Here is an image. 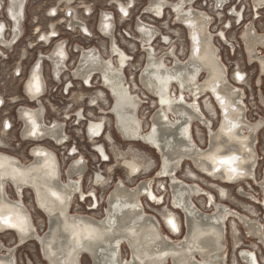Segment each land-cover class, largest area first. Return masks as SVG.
<instances>
[{
    "label": "bare ground",
    "instance_id": "obj_1",
    "mask_svg": "<svg viewBox=\"0 0 264 264\" xmlns=\"http://www.w3.org/2000/svg\"><path fill=\"white\" fill-rule=\"evenodd\" d=\"M27 1L0 0V61L7 60L23 36ZM205 1L211 2V12L204 10L208 2L198 5L199 0H146L132 22L136 47L130 53L119 45L118 37H125L116 35L114 15L101 10L95 28L105 41L102 51L72 45V68L68 43L43 34V41L51 43L49 50L36 54L21 88L33 106L24 105L17 113L20 137L32 141L31 156L11 154L9 140L0 139V220L8 221L0 222V235L10 233L13 241H0V264H20L16 252L28 244H37L45 264H82L85 257L89 264H264V157L258 149L264 95L256 94L261 112L248 117L250 104L243 89L248 76L240 70L230 74L220 53L225 48L233 55L238 40L245 62L256 69L251 85L261 87L264 29L258 30L255 23L262 18L264 0H248V20L244 6L240 11L241 0L238 7L229 0ZM133 3L115 4L120 19L130 17ZM169 15L171 24L164 22ZM80 27L90 34L86 25ZM234 29L240 30L236 37ZM179 31L184 37L180 46ZM138 51L141 60L132 69ZM44 65L55 80L61 74L81 78L86 88L97 80V96L90 99L103 109L96 114L75 109L74 115L65 113L63 120L55 117L47 123L41 99L48 89ZM236 76L246 78L238 82ZM2 101L0 95V105ZM148 105L153 111L143 123ZM106 117L128 146L140 144L157 156L153 176L149 174L154 169L133 153L120 160L124 180H113L111 168L108 176L95 170L86 182L88 162L67 143L62 128L65 119H73L96 163L108 164L101 144L106 139L111 143ZM4 126L11 128L8 120L1 122L0 131ZM49 143L65 148L61 158ZM229 157H235L231 166L220 163ZM211 182L231 187L233 197ZM245 239L253 249L246 248ZM21 261L34 264L28 257Z\"/></svg>",
    "mask_w": 264,
    "mask_h": 264
},
{
    "label": "rangeland",
    "instance_id": "obj_2",
    "mask_svg": "<svg viewBox=\"0 0 264 264\" xmlns=\"http://www.w3.org/2000/svg\"><path fill=\"white\" fill-rule=\"evenodd\" d=\"M28 0L27 1V5H26V13H25V21H24V36L23 38L19 41V43L14 46L13 49L9 50L8 53V57L7 59H9L8 61L3 62L4 65V77L5 76H11V70H13V67L18 64L21 63L22 66H24L25 68L28 67L33 59L35 58L36 54L40 53V51L42 53H47L49 50V47H45L42 44L38 43V36H41L43 38V34L45 35H50L52 37V40H56L54 38L53 35H55L56 33H58L60 35V37L62 38H67L69 41V45L70 47L72 45H80V46H84V47H88V46H95L97 48H99L102 51V46L101 43L105 42L96 32L95 29V23H96V18H97V14L101 11V10H106L110 13H112L114 15V19H115V24H116V35H123L125 38L124 40L121 41V38L118 37L119 40V45L120 47L125 51V52H133V49H135L136 47V43H134V38H133V31H132V22L133 20H135L141 12H143V9L145 8V2L146 0H134L133 8L129 7L130 9V17L128 18L129 20H125V19H120L121 15L117 12L118 8L116 7L115 4H118V2L121 4H126L129 0ZM230 4H235V3H239L238 0H229ZM242 1V9L243 6L245 7V19H249L250 18V8H249V4H248V0H241ZM71 2V3H70ZM117 2V3H115ZM208 2V3H207ZM235 2V3H234ZM71 4V6H67L66 8H73V9H77V13H79L80 16H82L84 10L89 8V10L91 12H93V15H91L90 17H85L84 21L86 23L87 28H89V31H91L92 37L91 38H87L84 37L80 34V31L78 29H73L71 32L66 31L67 28L65 27L64 24H62V17L64 16V8L67 4ZM205 3H207V6L204 7V10L210 11L211 12V8L212 6L210 5L211 2L209 1H205V0H199L198 5H204ZM131 6V4L129 5ZM57 8L59 11L61 10V13H59V17L55 20H50L46 17V12L49 11V9L55 11V8ZM241 9V10H242ZM215 10V9H214ZM84 18V17H83ZM126 21V23H124L123 21ZM55 23V28L54 26H50L51 30L48 29V23ZM167 24H171L170 22V15L166 16V19L164 21ZM36 23V24H35ZM162 24V22H156V26H160ZM53 25V24H50ZM255 27L258 30H263L264 29V11L262 12V18L257 20L255 23ZM37 28V30H35ZM172 30L174 29H178V28H172ZM123 30V31H122ZM239 29H234L232 31V35L233 36H237V33L239 32ZM51 32V33H50ZM55 32V33H53ZM180 37V39H178ZM179 37L174 38L175 40L178 39L177 45L180 46L181 43L184 42V37L181 31H179ZM44 42V41H43ZM127 42V43H126ZM51 43H49L50 46ZM155 44H158V40H156ZM236 45V50L235 53L233 55L229 54L227 52V49L225 48H221L220 49V53H221V57L223 59V61L226 63L227 67H228V71L231 74L232 71H234L235 66L234 64H237V66H239L240 68L243 69V73H245L248 76L247 82L245 83L246 86L243 87L246 96H247V101L250 104L249 112H248V117H252L253 116V112L257 113V111H260V109H258L257 106V102H256V94L259 95V92L261 91L262 94L264 95V78L262 79V83H261V87L257 90L254 89V87L251 85L254 77L256 76V69L254 66L250 65L247 61L245 62L244 57L242 55L241 49L239 48V44H238V40L234 43ZM33 46V47H32ZM32 47L33 49L30 50L29 48ZM159 50L162 49V47L160 46L158 48ZM12 51V52H11ZM24 55H22V52H24ZM69 57L72 61H74L76 59V54H73L72 51H69ZM133 60L131 63L130 68H135V65L140 63L141 60V54L140 51L136 52L135 55L132 56ZM227 61V62H226ZM231 62V64L228 65V63ZM8 70V72H7ZM21 80L19 79H9L7 80V83L5 84V86L2 88V90L0 91V95L3 97V99L6 102V106L3 110V112L0 113V115L2 117H6L9 120H11L12 122H14L15 127L13 128V130L8 134H6L7 136L3 135L4 140L8 141V147H7V151L10 152L11 154H14L20 158H24L26 156V151H27V144H23L21 146V148H17L16 145L18 142V134H19V126L15 124V114H16V110H17V106L21 105V104H25V102H20L18 104H16L15 101H13L14 103H12V99L15 97H20L21 95ZM95 86H97V83H95ZM81 101L86 98L85 96L81 97ZM208 98H205L204 100H206ZM3 100V101H4ZM14 100V99H13ZM2 101V104H3ZM82 108L85 114L88 113H92V114H96L99 113L100 110L103 109V105H101V103H95L93 101V99H89L88 101L85 100L82 104ZM92 106V107H91ZM94 106V107H93ZM144 116H143V123L147 122L148 120V116L149 114L153 111V107L150 105L145 106L144 107ZM80 109V108H79ZM207 114L214 118L215 117V113H209L207 111ZM258 114V113H257ZM264 115V113L262 114ZM107 118V138L111 139V143L112 145H115L114 147L117 148V152L116 151H110L108 153V151L106 150V147L111 148V146L109 145V143H107L108 141L106 140H101V144L106 145L105 150H106V154L108 155L109 158V163L105 164V163H96V160L93 157V152L91 151V148L88 144H86L85 142H83V139L80 135H78L75 131L76 127H74V124H70L68 125V130L72 135V141L71 142L73 145L75 144L78 148V151L83 155V157L87 160L88 162V174L86 175V182L87 180H89L90 176L92 175V173L95 170H99L100 172H103L104 175L108 176L109 170L112 168V176H113V180H124L126 177V170L122 167V164L120 162V160L123 157H130L132 156L133 153L137 154L138 157H141L140 159H143V163L145 162L146 164L150 165V170L154 169L156 164H158V158L157 156L148 148L140 145V144H132V146H128V144H122L120 141V137L117 133H115V131L113 130L112 126H111V120L109 117ZM8 120V121H9ZM70 121L73 122V119H71ZM10 122V121H9ZM11 124V122H10ZM83 125L80 126V129ZM8 139V140H7ZM115 141V142H114ZM258 141H259V153H260V157H264V130L259 134L258 136ZM113 148V147H112ZM120 148V149H119ZM59 151V152H58ZM57 153L60 154V158H61V154L64 152L63 150L60 151V149H58ZM64 163L62 162V165ZM102 164V165H99ZM262 164V162H261ZM261 165L258 168V172L260 170ZM184 170L186 171V166L184 167ZM155 172V169L152 171V173L149 174V176H153L152 174ZM186 176V174H185ZM184 176V177H185ZM188 177V176H187ZM186 178V180H188L189 178ZM138 179V178H136ZM190 181H195L194 179L192 180L190 177ZM213 183V182H211ZM215 185H218L220 187H222V190L224 192H229V194L232 196V194H234L233 189H230L229 187H225V186H221L219 184L213 183ZM253 190H255V188H253ZM210 191V190H209ZM101 194V193H100ZM214 194V193H213ZM215 195V194H214ZM233 197V196H232ZM26 202H30V199H28V197L26 196L25 198ZM168 200V196L165 197V201L167 202ZM218 200V199H217ZM239 201V200H238ZM145 202V201H144ZM222 202V201H221ZM226 203V202H224ZM228 203V202H227ZM79 205V204H76ZM234 206V205H233ZM251 206V205H249ZM79 207L84 210V208L86 209L85 204L79 205ZM254 211L255 209H257V207L252 206ZM209 211V209H208ZM98 215H100V212H98ZM257 214H255L253 217H255ZM33 216L36 219V221H38L39 223V219H38V214L37 212H33ZM10 233H6V234H2L0 235V241H3L6 245H11L13 244V241L10 240L9 238ZM12 235V234H11ZM240 238V234H237ZM179 239V238H176ZM241 239V238H240ZM230 240V238H229ZM12 243H11V242ZM10 242V243H9ZM245 243H247V247L248 249H253L254 247L249 244V240L245 239L244 240ZM240 245V243H239ZM239 245H237V248L239 247ZM228 251H230V256L232 255V248L231 245L228 243ZM17 258L18 263L22 264L23 259L27 258L32 260L34 264H45L39 255V249L37 247V244H28L26 245L24 248L22 249H18L17 252ZM122 254L125 255V250H122ZM25 256V257H24ZM82 264H89V259H87L86 257L82 259Z\"/></svg>",
    "mask_w": 264,
    "mask_h": 264
},
{
    "label": "built area",
    "instance_id": "obj_3",
    "mask_svg": "<svg viewBox=\"0 0 264 264\" xmlns=\"http://www.w3.org/2000/svg\"><path fill=\"white\" fill-rule=\"evenodd\" d=\"M238 5L239 4L236 3L235 7H238ZM3 6H4V4L2 3L1 4V7H3ZM67 6H71V4L68 3L65 6V8L63 10L64 11V16L62 17V22H61L67 28L66 31L71 32L73 29H78L80 31V34L82 36L87 37V38H91L92 37L91 31H90V34L89 33L87 34L80 27V25L81 24L86 25V23L84 21L85 17H90L91 15H93V12L88 11L87 9H85L84 12H83V14H82V16H80L79 13L76 16L75 14H72L73 12H70L66 8ZM129 7L133 8V5H131ZM241 9H240V11L242 12L243 9L242 10ZM25 10H26V7H25ZM76 11H77V9H76ZM117 12L121 15L119 9L117 10ZM25 13H26V11H25ZM59 13H61V10L59 11L57 8H55V11L49 9V11L46 12V17L48 19H50V20H55V19H57L59 17ZM226 13H227V15L230 16L231 15V14H229L230 13V9H228ZM2 16H3V12H2V8H1L0 9V19L2 18ZM122 18L125 19V20H129L127 18V15L125 17H122ZM24 21H25V19H24ZM24 21H23V24H22L23 25L22 26L23 27V36H24ZM72 21H73V23H72ZM50 24H53V26L55 28V23L51 22V23H48V26H47L49 30H51V27H50L51 25ZM35 30H37V28ZM96 32H97V34L100 37H102V35L98 32L97 29H96ZM23 36H22V38H23ZM53 36H54V38L56 40H59L60 42L66 41L68 43V52L70 51V45H69V41H68L67 38H63V37L61 38L58 33H56ZM19 41H17L16 43H14V45L12 46V48L14 46H16L19 43ZM38 43L39 44H42L45 47H49V43L48 42H43V38L41 36H38ZM32 47H30L29 49L32 50L33 49ZM34 59H33L32 63L34 62ZM8 60L9 59H7L5 61H8ZM5 61H0V91L2 90V88L7 83V80H9L11 78L12 79H19V80L22 81L21 82V87H20V90H21V88L26 85L27 80L25 81V77H26V74L29 72L28 70H30L33 67L32 63L28 67H26V68L24 66H22L21 63L16 64L13 67V70H11V76L9 77L7 75V76L4 77L5 70H4L3 62H5ZM74 61H72L70 59V63L68 64L70 66V68H72ZM229 64H231V62H229L228 65ZM234 66H235L234 71L240 70V71L243 72V69L240 68L239 66H237V64H234ZM17 67H20V70L19 71H16L15 70ZM7 72H8V70H7ZM42 73L44 74L45 81H46L47 86H48L47 92L41 97L42 104H43V107H44V117H45L47 123H49L50 120H53L55 117L57 119H60V120L62 119L63 120L65 118V113H68L69 115H74L75 113H73V111L75 109H79L80 108V109L83 110L81 104L85 100L88 101L90 98L97 96L96 90H95L98 87V86H95V83H97V80L96 81H93L92 88H86L87 85L84 83V81L81 78H74L73 76H71V78H70L68 75L67 76H62V74H61L60 75L61 80H59L60 78L58 80H55V78L53 76L51 77V74H50V72L48 70L47 65H44V67L42 69ZM232 73H233V71L231 72V74ZM245 76H247V75L245 74ZM245 78L246 77L239 78V77L236 76V79H238V82H241ZM82 96H85L86 98H84L81 101V99H82L81 97ZM26 97L27 96L25 95V93L21 90V95H20V97L17 98L16 104H18L20 102H25V104H21V105L17 106V110H16V114H15V124L18 125V126H19V121H18V118H17L18 109L21 108L24 105H26V106H33V104L27 102ZM12 103H14L13 100H12ZM5 106H6V102L4 100L3 101V104L0 105V113L3 112ZM6 120H9V119L6 118V117H2L0 115V124H1V122L3 123V121H6ZM65 120H66V122H65L66 125L63 126L62 133L63 134L67 133V135L69 136V140H68L67 143L70 145V144H72L71 142H73V141H72V135H71V133L68 130V125L73 124V122L70 121V120H67V119H65ZM9 121L11 122V128L10 127H7V126H4V130L3 131H0V139L2 140L3 143L4 142L5 143L7 142L6 140H4L3 135L7 136L6 134L7 133H10L13 130V128L15 127L14 122H12L11 120H9ZM19 134H20V126H19ZM19 134H18V141H16V142H18L17 145H16V147L17 148H21V146L23 144H27V148L26 149L28 150V153L26 151V155L28 154L29 156H31L30 149L32 147V141L31 142L24 141L20 137ZM81 137L83 139V142H85L83 136H81ZM96 140L97 141H100L101 139L100 140L99 139H96ZM120 141H121L122 144H127L126 142H124L121 139H120ZM107 143H109V142H107ZM47 145H48L47 147H50V148L54 149L56 152H57L58 149L65 151V148L63 146L54 147L51 143H49ZM109 145L111 146V148L106 147V145H105L106 150L108 151V153L110 151H116V152L118 151L117 148L114 147L115 145H112V143H109ZM112 146H113V149H112ZM72 147H76L77 148V146L75 144L74 145L72 144ZM77 151H78V148H77ZM99 165H102V164H99Z\"/></svg>",
    "mask_w": 264,
    "mask_h": 264
},
{
    "label": "snow or ice",
    "instance_id": "obj_4",
    "mask_svg": "<svg viewBox=\"0 0 264 264\" xmlns=\"http://www.w3.org/2000/svg\"><path fill=\"white\" fill-rule=\"evenodd\" d=\"M234 162H235V157H229V158H226L220 161L221 164L229 165V166H231V164H233ZM0 222L8 223L7 220H0ZM12 226L15 227V225H12Z\"/></svg>",
    "mask_w": 264,
    "mask_h": 264
},
{
    "label": "flooded vegetation",
    "instance_id": "obj_5",
    "mask_svg": "<svg viewBox=\"0 0 264 264\" xmlns=\"http://www.w3.org/2000/svg\"><path fill=\"white\" fill-rule=\"evenodd\" d=\"M115 32V31H114ZM226 187V186H225ZM230 189H232L231 187H229ZM257 209L259 210V211H261L258 207H257ZM183 228V227H182Z\"/></svg>",
    "mask_w": 264,
    "mask_h": 264
}]
</instances>
